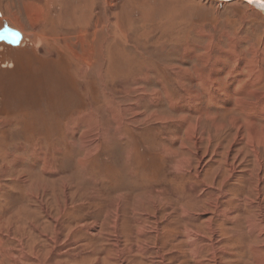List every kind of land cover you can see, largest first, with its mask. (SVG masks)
I'll return each mask as SVG.
<instances>
[{
    "label": "rangeland",
    "instance_id": "obj_1",
    "mask_svg": "<svg viewBox=\"0 0 264 264\" xmlns=\"http://www.w3.org/2000/svg\"><path fill=\"white\" fill-rule=\"evenodd\" d=\"M250 4L0 0V27L28 39L0 44V264L264 257V12ZM207 214L219 245L189 247L177 232Z\"/></svg>",
    "mask_w": 264,
    "mask_h": 264
},
{
    "label": "crops",
    "instance_id": "obj_2",
    "mask_svg": "<svg viewBox=\"0 0 264 264\" xmlns=\"http://www.w3.org/2000/svg\"><path fill=\"white\" fill-rule=\"evenodd\" d=\"M208 215V214H207ZM203 219L204 218H202V219H200L199 220V218H196V220H191V223H190V225H191V227L190 228H188V230H190L191 232H193V234H195V236L193 237V240H192V238H191V241L190 240H188L187 238H185V235H188L189 236V234H191V232L190 233H188V231L187 230H185L183 227H181V229L177 232V233H179V237H181V239H185V240H183V241H186V243L188 244V246L189 247H192L193 245H194V241H195V239H198V241H201V243H199L198 241V244H197V242H196V245H197V247H195L196 249L197 248H200V250H201V246L203 245L204 247H205V249L206 250H211V251H213L214 250V248L216 247V246H218L219 244H214V243H212V241L211 240H209V238L210 237H213V236H215V235H217V230H215V228H213L212 227V220H211V216L210 215H208L207 216V219L208 220H205L204 219V221H203ZM183 220V219H182ZM213 221H214V219H213ZM182 223H186V221H184V222H182ZM236 223V222H235ZM235 223H224V222H221L220 224H222L223 225V227L225 228L224 230H225V232H224V234H225V239H227L229 242H231L232 240L234 241V242H236L235 240H237V238L238 237H240V236H237L236 235V233H234V232H232L231 230H233V231H239L240 229H238L239 228V226L238 227H236L235 226ZM189 225V224H188ZM231 227V228H230ZM245 228L246 227H244V230H245ZM224 230H222L221 229V231H224ZM199 232L201 233H203V235H200V236H198L199 235ZM231 234H233V235H231ZM237 234H239V233H237ZM206 236V237H205ZM207 236H209V237H207ZM178 237V238H179ZM199 237H201V239H199ZM177 240H179V239H177ZM207 240H209V241H207ZM82 244H86V243H83V242H81V245ZM237 246V245H236ZM110 250L111 249H109V252H110ZM112 251V250H111ZM108 252V253H109ZM234 252V251H233ZM228 253H230V252H228ZM232 253V252H231ZM230 255H232V256H236L237 254H230ZM99 258H103L104 257V255H103V253L101 254L100 253V255L98 256ZM107 257H108V255H107ZM257 257H259L260 258V262L258 263V261L256 260L257 259ZM257 257H256V259L254 260V264H264V257L263 256H258L257 255Z\"/></svg>",
    "mask_w": 264,
    "mask_h": 264
},
{
    "label": "water",
    "instance_id": "obj_3",
    "mask_svg": "<svg viewBox=\"0 0 264 264\" xmlns=\"http://www.w3.org/2000/svg\"><path fill=\"white\" fill-rule=\"evenodd\" d=\"M21 33L8 26L6 22L3 23L2 28L0 29V42L4 41L14 47L19 45L21 41Z\"/></svg>",
    "mask_w": 264,
    "mask_h": 264
},
{
    "label": "bare ground",
    "instance_id": "obj_4",
    "mask_svg": "<svg viewBox=\"0 0 264 264\" xmlns=\"http://www.w3.org/2000/svg\"><path fill=\"white\" fill-rule=\"evenodd\" d=\"M245 1L247 4H250L254 7V5H256L260 10H262L264 12V0H243ZM22 35V34H21ZM24 37V36H23ZM22 39V38H21ZM24 38L21 40V42H19V46L21 45V43L23 42ZM14 47V46H13ZM1 218V217H0ZM1 220V219H0ZM1 221H0V225H1ZM2 235L0 233V257H2V239H1ZM9 238V237H7ZM48 239V238H47ZM2 240V241H1ZM10 240V239H9ZM4 243V242H3ZM258 261V259H256ZM16 261V260H15ZM258 264V263H257Z\"/></svg>",
    "mask_w": 264,
    "mask_h": 264
},
{
    "label": "flooded vegetation",
    "instance_id": "obj_5",
    "mask_svg": "<svg viewBox=\"0 0 264 264\" xmlns=\"http://www.w3.org/2000/svg\"><path fill=\"white\" fill-rule=\"evenodd\" d=\"M3 26V25H2ZM2 26L0 27V29L2 28ZM9 26V25H8ZM10 27V26H9ZM11 28H13V27H11ZM13 29H16V28H13ZM16 30H18V29H16ZM19 31V30H18ZM20 32V31H19ZM22 34V33H21ZM24 38V45H25V43H27L26 42V40H28L25 36L23 37V35H22V39ZM21 39V40H22ZM21 42V41H20ZM2 46H4L5 48H8V47H13L12 45H10V44H8V43H6V42H4V41H2V43H0ZM19 46V45H18ZM18 46H16V47H13V48H17ZM23 46V45H22Z\"/></svg>",
    "mask_w": 264,
    "mask_h": 264
}]
</instances>
